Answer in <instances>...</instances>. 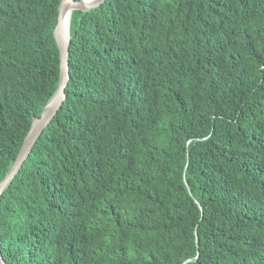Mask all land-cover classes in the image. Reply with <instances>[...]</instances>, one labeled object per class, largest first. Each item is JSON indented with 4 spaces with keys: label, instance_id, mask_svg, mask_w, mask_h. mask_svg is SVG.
I'll return each mask as SVG.
<instances>
[{
    "label": "trees",
    "instance_id": "obj_1",
    "mask_svg": "<svg viewBox=\"0 0 264 264\" xmlns=\"http://www.w3.org/2000/svg\"><path fill=\"white\" fill-rule=\"evenodd\" d=\"M60 2L0 0V182L58 85ZM69 39L4 263L264 264V0H105Z\"/></svg>",
    "mask_w": 264,
    "mask_h": 264
},
{
    "label": "water",
    "instance_id": "obj_2",
    "mask_svg": "<svg viewBox=\"0 0 264 264\" xmlns=\"http://www.w3.org/2000/svg\"><path fill=\"white\" fill-rule=\"evenodd\" d=\"M105 0H61L58 6L57 23L53 30V35L57 48L59 50L60 71L57 88L45 104L39 117L32 119L30 128L23 140L19 152L11 168L6 173L4 179L0 182V196L11 183L12 179L18 173L22 163L28 157L34 143L41 135L42 131L51 122L65 99V87L69 80L68 55H69V22L67 35L63 36L61 20L64 12H70L69 21L72 11L88 12L89 10L99 7ZM189 261V260H188ZM0 264H5L0 254Z\"/></svg>",
    "mask_w": 264,
    "mask_h": 264
},
{
    "label": "bare ground",
    "instance_id": "obj_3",
    "mask_svg": "<svg viewBox=\"0 0 264 264\" xmlns=\"http://www.w3.org/2000/svg\"><path fill=\"white\" fill-rule=\"evenodd\" d=\"M69 15H70V12L68 10H66L64 12L63 16H62L61 26H62L63 36H66L67 35Z\"/></svg>",
    "mask_w": 264,
    "mask_h": 264
}]
</instances>
